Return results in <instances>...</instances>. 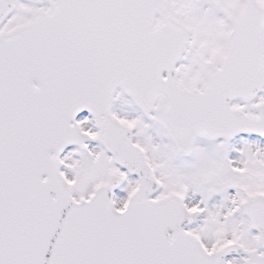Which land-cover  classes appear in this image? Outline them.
<instances>
[{"label": "snow or ice", "instance_id": "obj_1", "mask_svg": "<svg viewBox=\"0 0 264 264\" xmlns=\"http://www.w3.org/2000/svg\"><path fill=\"white\" fill-rule=\"evenodd\" d=\"M0 264H264V0H0Z\"/></svg>", "mask_w": 264, "mask_h": 264}]
</instances>
